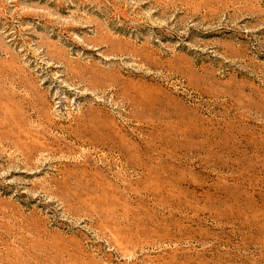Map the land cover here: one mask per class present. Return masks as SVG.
I'll return each mask as SVG.
<instances>
[{"label": "rangeland", "instance_id": "1", "mask_svg": "<svg viewBox=\"0 0 264 264\" xmlns=\"http://www.w3.org/2000/svg\"><path fill=\"white\" fill-rule=\"evenodd\" d=\"M0 264H264V0H0Z\"/></svg>", "mask_w": 264, "mask_h": 264}, {"label": "bare ground", "instance_id": "2", "mask_svg": "<svg viewBox=\"0 0 264 264\" xmlns=\"http://www.w3.org/2000/svg\"><path fill=\"white\" fill-rule=\"evenodd\" d=\"M162 184H166V183H162ZM166 185H162V187H165Z\"/></svg>", "mask_w": 264, "mask_h": 264}]
</instances>
